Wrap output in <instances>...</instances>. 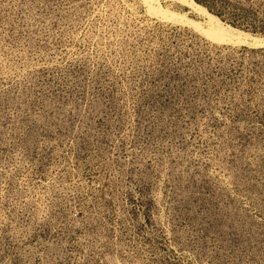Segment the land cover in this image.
<instances>
[{"label": "rangeland", "instance_id": "obj_1", "mask_svg": "<svg viewBox=\"0 0 264 264\" xmlns=\"http://www.w3.org/2000/svg\"><path fill=\"white\" fill-rule=\"evenodd\" d=\"M263 24L0 0V264H264Z\"/></svg>", "mask_w": 264, "mask_h": 264}, {"label": "bare ground", "instance_id": "obj_2", "mask_svg": "<svg viewBox=\"0 0 264 264\" xmlns=\"http://www.w3.org/2000/svg\"><path fill=\"white\" fill-rule=\"evenodd\" d=\"M194 5L200 9L201 11H204L205 13H207L208 15H210L206 9H203L202 7L198 6L197 4L194 3ZM161 14H163L164 16H167V12H161ZM172 16H174V14H171ZM212 16V15H210ZM168 17V16H167ZM207 34L209 35V37H211L212 39L218 41V42H224V43H232V44H238L241 41H238V39L242 36L241 34L235 35L230 33L227 30H224L223 28H217L216 24H213L212 27L210 28V30L207 32ZM229 36H233L234 39L230 38ZM236 36H238L239 38H237ZM245 41V40H244ZM243 42V41H242Z\"/></svg>", "mask_w": 264, "mask_h": 264}, {"label": "trees", "instance_id": "obj_3", "mask_svg": "<svg viewBox=\"0 0 264 264\" xmlns=\"http://www.w3.org/2000/svg\"><path fill=\"white\" fill-rule=\"evenodd\" d=\"M209 9H211L212 11H214L212 8L209 7ZM246 13L247 15L250 13L249 9H241V10H234L232 13H229V18H227L228 20H230L233 23H237L238 21L243 20L244 22L247 21V17L244 18L243 12ZM217 15L220 16L221 18H224V14L221 11L217 12ZM262 32L264 33V24L261 27Z\"/></svg>", "mask_w": 264, "mask_h": 264}, {"label": "water", "instance_id": "obj_4", "mask_svg": "<svg viewBox=\"0 0 264 264\" xmlns=\"http://www.w3.org/2000/svg\"><path fill=\"white\" fill-rule=\"evenodd\" d=\"M261 43L259 45H264V40H259Z\"/></svg>", "mask_w": 264, "mask_h": 264}]
</instances>
